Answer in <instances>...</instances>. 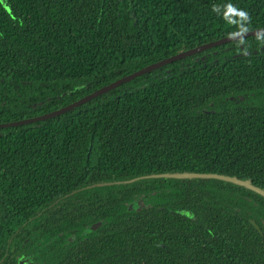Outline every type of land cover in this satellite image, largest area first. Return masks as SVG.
<instances>
[{"label":"trees","instance_id":"trees-1","mask_svg":"<svg viewBox=\"0 0 264 264\" xmlns=\"http://www.w3.org/2000/svg\"><path fill=\"white\" fill-rule=\"evenodd\" d=\"M240 13H246V17ZM264 27V0H0V123ZM264 34L0 127V264H264Z\"/></svg>","mask_w":264,"mask_h":264},{"label":"water","instance_id":"water-1","mask_svg":"<svg viewBox=\"0 0 264 264\" xmlns=\"http://www.w3.org/2000/svg\"><path fill=\"white\" fill-rule=\"evenodd\" d=\"M258 34H264V27L262 28H255L252 30H248V31H243V32H239V33H235V34H231V35H227L224 37H221L219 39L216 40H212L200 45H197L195 47L183 50L181 52H178L176 54H173L171 56L162 58L158 61L152 62L138 70H135L125 76H122L112 82H110L109 84H106L90 93H88L87 95L65 105L62 106L58 109H55L53 111L41 114V115H37V116H32V117H28V118H23V119H19V120H15V121H8V122H3L0 123V127H6V126H15V125H20V124H26V123H31V122H35V121H39V120H43V119H47L59 114H62L66 111H69L85 102H88L89 100H91L92 98L101 95L105 92H108L110 90H112L113 88L121 85L122 83L128 82L130 80H132L133 78L147 73L153 69L159 68L162 65L168 64L170 62L176 61L178 59L184 58L186 56L198 53L200 51L206 50L208 48L229 42V41H234L240 38H244L247 36H252V35H258ZM155 176H159V177H175V178H193V177H200V178H217V179H221V180H225V181H230L239 185H243L251 190H254L255 192H258L259 194H261L262 196H264V189L252 184L249 180H243V179H239L235 176H228V175H224V174H218V173H206V172H176V173H159L156 174ZM18 264H34L31 261H27V259H19L18 260Z\"/></svg>","mask_w":264,"mask_h":264},{"label":"clouds","instance_id":"clouds-1","mask_svg":"<svg viewBox=\"0 0 264 264\" xmlns=\"http://www.w3.org/2000/svg\"><path fill=\"white\" fill-rule=\"evenodd\" d=\"M241 16L246 17V13H240Z\"/></svg>","mask_w":264,"mask_h":264}]
</instances>
